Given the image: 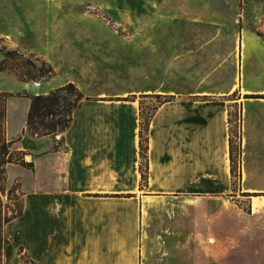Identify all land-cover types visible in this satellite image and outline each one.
Instances as JSON below:
<instances>
[{"label": "crops", "instance_id": "1", "mask_svg": "<svg viewBox=\"0 0 264 264\" xmlns=\"http://www.w3.org/2000/svg\"><path fill=\"white\" fill-rule=\"evenodd\" d=\"M52 10L48 0H0V37L53 70L38 81L0 70V92L7 94L3 135L31 163L7 168V180L18 181L22 208L4 226V264H21L19 250L33 264L197 262L198 202L211 220L215 204L241 198L254 215L264 213L262 37L229 36L228 57L208 58V71L181 49L167 61L159 36L132 37L124 70L103 73L87 57L77 22L55 18ZM69 82L82 97L66 129L30 134L31 96ZM157 96L144 181L140 112ZM235 113L239 155L232 172Z\"/></svg>", "mask_w": 264, "mask_h": 264}, {"label": "rangeland", "instance_id": "2", "mask_svg": "<svg viewBox=\"0 0 264 264\" xmlns=\"http://www.w3.org/2000/svg\"><path fill=\"white\" fill-rule=\"evenodd\" d=\"M48 3L53 5L55 18L77 22V33L85 36L82 45L87 57L94 59L103 73L124 70L121 67H124L126 44L132 37L149 36L156 41L159 36L163 38L160 41L165 46L167 61L174 48L181 49L183 56L192 53L201 62L198 69L202 71L211 69L207 68L208 58L228 57L233 45L229 36L256 34L264 39V0H48ZM48 67L40 57L13 47L0 37V70L12 71L25 81H38L53 73L52 69L47 71ZM59 94L57 104L51 107L53 113L42 117L45 124L64 123L71 113L75 95L68 91ZM5 96L6 93L0 92V262L8 238L6 221L22 208L18 181L7 180V168L12 163L29 161L28 153L14 150L3 135ZM161 99L145 100V119ZM231 122L236 168L237 113L232 114ZM58 129L59 126L51 134H60L66 128ZM220 205H214L215 217L211 220L206 204H197V262L163 264H264V213L250 212L247 198ZM181 207L184 212L186 209ZM19 254L21 264H31L22 250ZM16 263L13 259L5 262Z\"/></svg>", "mask_w": 264, "mask_h": 264}, {"label": "trees", "instance_id": "3", "mask_svg": "<svg viewBox=\"0 0 264 264\" xmlns=\"http://www.w3.org/2000/svg\"><path fill=\"white\" fill-rule=\"evenodd\" d=\"M45 71L46 70H42V72H45ZM47 71H51L50 66L48 67ZM62 91H68L75 95V99L72 103V108L75 106L77 100L82 97V93L80 92V90L71 82L54 89L48 94H45V95L38 94V95L31 96V103H30V107H29V111L27 115V121H26V129L30 132V134L32 135L49 134V133L54 132L57 126H59V129H58L59 131H62L68 126L70 119H71V113L69 114L68 119L64 123L56 121V122L45 124L42 119V117L45 116L47 113L49 114L53 113V110L51 109V107L57 104V100L60 96L59 93ZM42 109H44L45 112H41ZM140 115H141V122H140V130H139V136H140L139 148H140V154H141V160H142L141 161V174H142L143 180L145 181L146 176H147L146 175V172H147V132H148V124H149V119H150L151 114L148 115L145 119L143 117L144 116L143 109L141 108ZM238 155H239V151H238V144H237V159H238ZM230 161L232 165L231 171L234 172L235 158L233 155L232 138L230 139ZM23 164L27 165L28 167L31 166L30 162H26V163L24 162ZM20 213H21V210L17 215H19ZM13 217L9 218L6 222H8ZM7 242H8V238H7V241L4 243V246ZM0 249H1V242H0ZM30 263L33 264V262H30ZM0 264H4L3 259H2V262H0Z\"/></svg>", "mask_w": 264, "mask_h": 264}]
</instances>
